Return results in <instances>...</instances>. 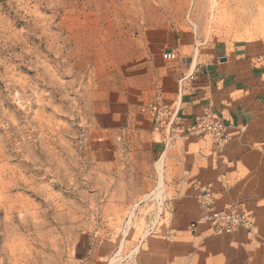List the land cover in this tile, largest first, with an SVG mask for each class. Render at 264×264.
I'll return each instance as SVG.
<instances>
[{
	"label": "rangeland",
	"instance_id": "374dc122",
	"mask_svg": "<svg viewBox=\"0 0 264 264\" xmlns=\"http://www.w3.org/2000/svg\"><path fill=\"white\" fill-rule=\"evenodd\" d=\"M239 48L264 55V0H0V264H264L254 174L175 139L188 64Z\"/></svg>",
	"mask_w": 264,
	"mask_h": 264
},
{
	"label": "crops",
	"instance_id": "0c3cea01",
	"mask_svg": "<svg viewBox=\"0 0 264 264\" xmlns=\"http://www.w3.org/2000/svg\"><path fill=\"white\" fill-rule=\"evenodd\" d=\"M186 70L205 95L200 110L230 128L232 140L224 147L230 159L225 164V177L229 178L231 165L234 169L243 167L254 174L250 183L256 194L264 195V171H259L264 170V55L250 59L239 48L231 56H206L194 64L191 61ZM234 185L236 188L240 184ZM230 193L221 190L224 198Z\"/></svg>",
	"mask_w": 264,
	"mask_h": 264
},
{
	"label": "built area",
	"instance_id": "2783aa9c",
	"mask_svg": "<svg viewBox=\"0 0 264 264\" xmlns=\"http://www.w3.org/2000/svg\"><path fill=\"white\" fill-rule=\"evenodd\" d=\"M173 57L172 52L163 55V58L168 60ZM191 137L208 138L219 147L227 145L232 140L230 128L208 112H204L200 118L196 119L185 129H177V133L175 134V139L177 141L187 140ZM208 205L209 204H207V206ZM200 220L214 226L226 227L227 229H233L240 225L247 230L249 234L252 231L251 222L247 219L238 217L234 210L213 211L212 209L206 208L202 212Z\"/></svg>",
	"mask_w": 264,
	"mask_h": 264
},
{
	"label": "water",
	"instance_id": "95a60500",
	"mask_svg": "<svg viewBox=\"0 0 264 264\" xmlns=\"http://www.w3.org/2000/svg\"><path fill=\"white\" fill-rule=\"evenodd\" d=\"M225 61L224 59H221V62Z\"/></svg>",
	"mask_w": 264,
	"mask_h": 264
},
{
	"label": "bare ground",
	"instance_id": "6f19581e",
	"mask_svg": "<svg viewBox=\"0 0 264 264\" xmlns=\"http://www.w3.org/2000/svg\"><path fill=\"white\" fill-rule=\"evenodd\" d=\"M8 202V201H7ZM10 205V204H9Z\"/></svg>",
	"mask_w": 264,
	"mask_h": 264
}]
</instances>
